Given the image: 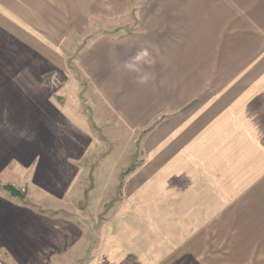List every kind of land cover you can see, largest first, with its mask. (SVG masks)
<instances>
[{
  "label": "crops",
  "instance_id": "1",
  "mask_svg": "<svg viewBox=\"0 0 264 264\" xmlns=\"http://www.w3.org/2000/svg\"><path fill=\"white\" fill-rule=\"evenodd\" d=\"M93 1L0 0V264H264V0ZM102 135L114 220L4 189L62 201Z\"/></svg>",
  "mask_w": 264,
  "mask_h": 264
},
{
  "label": "rangeland",
  "instance_id": "2",
  "mask_svg": "<svg viewBox=\"0 0 264 264\" xmlns=\"http://www.w3.org/2000/svg\"><path fill=\"white\" fill-rule=\"evenodd\" d=\"M101 1H93V13L99 14L102 11L100 7ZM99 138V142L104 145V149L98 150V153L94 155V158H97V160L93 164L88 165L87 168H83L77 181L62 201L53 203L47 199H40L41 197L33 194H30L29 197V190L25 186H10L15 193H13L14 196L39 209L43 208L50 212L60 213L61 216L70 218L80 225H84L85 223H89L90 225L101 224L114 220L116 216H111V211H113L118 203L121 204L122 202L123 183L106 180L110 179L111 176H121L127 172H120L119 169L121 168L116 165L110 167L100 166V159L107 161L109 157H114L117 152L111 150L112 144L116 142L115 135H102ZM128 169L131 170L132 167ZM123 218H127L128 220L130 218L131 221L132 216H123Z\"/></svg>",
  "mask_w": 264,
  "mask_h": 264
},
{
  "label": "trees",
  "instance_id": "3",
  "mask_svg": "<svg viewBox=\"0 0 264 264\" xmlns=\"http://www.w3.org/2000/svg\"><path fill=\"white\" fill-rule=\"evenodd\" d=\"M5 190L9 191L13 196H14V191L10 188V186H5L4 187ZM14 193V194H13Z\"/></svg>",
  "mask_w": 264,
  "mask_h": 264
}]
</instances>
